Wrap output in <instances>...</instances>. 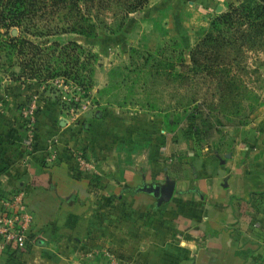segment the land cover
Here are the masks:
<instances>
[{
	"label": "crops",
	"instance_id": "crops-1",
	"mask_svg": "<svg viewBox=\"0 0 264 264\" xmlns=\"http://www.w3.org/2000/svg\"><path fill=\"white\" fill-rule=\"evenodd\" d=\"M186 1L218 10L236 0ZM33 103L31 142L16 106L0 110V195L23 188L34 223L32 244L0 251V264H264V99L225 157L194 145L175 158L161 126L152 136L142 127L158 118L128 114L113 126L95 114L81 124L52 101ZM50 150L58 159L46 164Z\"/></svg>",
	"mask_w": 264,
	"mask_h": 264
},
{
	"label": "rangeland",
	"instance_id": "rangeland-1",
	"mask_svg": "<svg viewBox=\"0 0 264 264\" xmlns=\"http://www.w3.org/2000/svg\"><path fill=\"white\" fill-rule=\"evenodd\" d=\"M238 1L218 10L208 5L210 9L204 10L186 0H147L121 22L119 17L112 18L106 13L94 36L65 33L58 37L75 39L84 49L96 53L91 61V85L87 90L77 88L78 92L71 98L73 87L58 77L45 84L0 73V110L4 109L3 103H12L20 115L21 109L31 103L35 113L36 97L39 102L52 101L62 110V117L76 123L81 120V124L98 114L109 117L110 124L115 126L118 119L138 113L142 120L151 116L159 119L157 126L156 122L144 121L142 127L150 136L158 126L162 127L165 155L175 158L192 150L194 145H205L216 155L225 157L233 149L234 132L248 121L252 111L243 123H236V116L264 99V38L257 40L252 48H244L236 57L238 62H231L230 73L241 79L238 94L233 96L239 100L237 114L221 108L225 100L229 103L230 96L219 99L209 76L190 73L187 82H182L173 73L181 68L177 63L179 55L188 62V49L207 27L213 12L225 10L228 4ZM17 32L16 27L9 28V33ZM81 94L84 96L74 110L68 102ZM193 105L198 109L192 108ZM206 120L211 124L210 133L202 135L200 126ZM150 141L145 139L139 145L150 146ZM121 149L122 164H126L128 151Z\"/></svg>",
	"mask_w": 264,
	"mask_h": 264
},
{
	"label": "trees",
	"instance_id": "trees-1",
	"mask_svg": "<svg viewBox=\"0 0 264 264\" xmlns=\"http://www.w3.org/2000/svg\"><path fill=\"white\" fill-rule=\"evenodd\" d=\"M146 1L0 0V73L13 79L25 78L45 84L58 77L69 81L74 91L71 98L75 97L78 92L75 89L85 91L91 85V61L96 53L84 49L75 39L60 40L58 37L65 33L94 36L106 13L112 18L119 17L121 22ZM11 27H16L18 32L9 33ZM31 36L43 39L36 41ZM263 38L264 0L228 4L225 10L213 12L207 27L188 49V62H184L182 55L178 56L181 68L174 71L173 76H178L182 82H187L190 73L209 76L219 99L230 96L229 103L225 100L221 108L237 114L239 100L233 96L238 94L241 79L230 73L231 62H238L236 57L244 48H252ZM82 96L84 94L68 102L74 110ZM258 104L249 106L243 115L238 114L236 123H243ZM192 108L198 109L197 105ZM206 121L200 126L202 135L210 133L211 124ZM191 131L194 132V128Z\"/></svg>",
	"mask_w": 264,
	"mask_h": 264
},
{
	"label": "built area",
	"instance_id": "built-area-1",
	"mask_svg": "<svg viewBox=\"0 0 264 264\" xmlns=\"http://www.w3.org/2000/svg\"><path fill=\"white\" fill-rule=\"evenodd\" d=\"M22 124L26 129L29 142L33 140L34 106L27 103L20 111ZM75 163L80 167L90 168V163L81 151L71 153ZM58 155L54 150L48 151L44 156V163L53 164ZM34 229L33 216L26 209L25 190L15 187L9 192L0 195V251H23L33 242Z\"/></svg>",
	"mask_w": 264,
	"mask_h": 264
},
{
	"label": "water",
	"instance_id": "water-1",
	"mask_svg": "<svg viewBox=\"0 0 264 264\" xmlns=\"http://www.w3.org/2000/svg\"><path fill=\"white\" fill-rule=\"evenodd\" d=\"M171 191V185L166 184L160 189V192L162 193V197H167Z\"/></svg>",
	"mask_w": 264,
	"mask_h": 264
}]
</instances>
